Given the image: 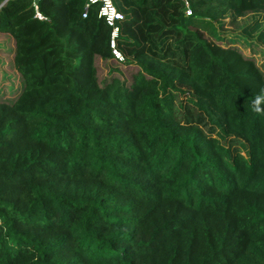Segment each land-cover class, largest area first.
Masks as SVG:
<instances>
[{
  "label": "trees",
  "instance_id": "obj_1",
  "mask_svg": "<svg viewBox=\"0 0 264 264\" xmlns=\"http://www.w3.org/2000/svg\"><path fill=\"white\" fill-rule=\"evenodd\" d=\"M112 1L129 85L97 5L0 0V264H264V70L217 25L264 0Z\"/></svg>",
  "mask_w": 264,
  "mask_h": 264
},
{
  "label": "rangeland",
  "instance_id": "obj_2",
  "mask_svg": "<svg viewBox=\"0 0 264 264\" xmlns=\"http://www.w3.org/2000/svg\"><path fill=\"white\" fill-rule=\"evenodd\" d=\"M221 35L231 39L244 53L254 55L257 63L264 70V12H249L237 15L232 9L227 10L218 22ZM11 43L0 36V100L12 102L23 87L21 76L14 70L12 64ZM97 78L104 84L116 77L129 85L132 75L138 68L114 59L95 60Z\"/></svg>",
  "mask_w": 264,
  "mask_h": 264
},
{
  "label": "built area",
  "instance_id": "obj_3",
  "mask_svg": "<svg viewBox=\"0 0 264 264\" xmlns=\"http://www.w3.org/2000/svg\"><path fill=\"white\" fill-rule=\"evenodd\" d=\"M7 0H3L5 2ZM39 0H33V7H34V16L40 20H45L46 18L40 13L38 9ZM184 3L185 13L190 14V7H189V0H181ZM97 5V16L103 18L106 24L111 27V34H110V47L112 49V53L114 58L117 61H122L123 56L121 52L116 47V39L119 33V22L123 19V15L119 12L113 3L112 0H85V11L91 7Z\"/></svg>",
  "mask_w": 264,
  "mask_h": 264
},
{
  "label": "crops",
  "instance_id": "obj_4",
  "mask_svg": "<svg viewBox=\"0 0 264 264\" xmlns=\"http://www.w3.org/2000/svg\"><path fill=\"white\" fill-rule=\"evenodd\" d=\"M0 36H4V38H6L5 35H3V34H0Z\"/></svg>",
  "mask_w": 264,
  "mask_h": 264
}]
</instances>
